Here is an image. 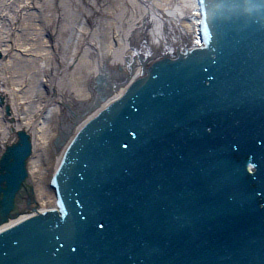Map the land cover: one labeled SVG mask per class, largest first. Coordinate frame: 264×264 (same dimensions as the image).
Here are the masks:
<instances>
[{
	"label": "water",
	"instance_id": "obj_1",
	"mask_svg": "<svg viewBox=\"0 0 264 264\" xmlns=\"http://www.w3.org/2000/svg\"><path fill=\"white\" fill-rule=\"evenodd\" d=\"M192 4L200 43L184 19L151 20L140 75L101 74L92 105L63 103L51 208L32 180L35 135L15 129L0 264H264V0Z\"/></svg>",
	"mask_w": 264,
	"mask_h": 264
},
{
	"label": "bare ground",
	"instance_id": "obj_2",
	"mask_svg": "<svg viewBox=\"0 0 264 264\" xmlns=\"http://www.w3.org/2000/svg\"><path fill=\"white\" fill-rule=\"evenodd\" d=\"M38 6L42 9L34 14ZM191 8L192 0H37V5L0 0V52L5 56L0 93L8 95L16 117L12 121L0 105V143L15 138L13 128L34 133L30 169L43 209L55 200L48 182L59 160L52 143L60 133L63 103L75 110L92 105L101 74L112 83L140 75L135 48L140 30L170 14L187 21L189 36L194 31ZM55 88L57 94L51 92Z\"/></svg>",
	"mask_w": 264,
	"mask_h": 264
},
{
	"label": "flooded vegetation",
	"instance_id": "obj_3",
	"mask_svg": "<svg viewBox=\"0 0 264 264\" xmlns=\"http://www.w3.org/2000/svg\"><path fill=\"white\" fill-rule=\"evenodd\" d=\"M14 1H16V0H14ZM44 1V0H43ZM38 9H42V8H40L39 6H38V8H36V10L35 11H32V12H34V14H39V12L37 11ZM41 13H42V11H40ZM40 13V14H41ZM17 22V24L20 22H18V21H16ZM20 24V23H19ZM5 59V56H4V53H2V52H0V62H3V60ZM1 64V63H0ZM1 66V65H0ZM0 96H2V97H4V102H2V101H0V105H2L3 107H4V111H5V113H6V115L7 116H9V114H8V112H7V105H10V107H11V110H12V112L14 111L13 110V105L11 104V101H9V97H8V95H6V94H4V93H0ZM14 114V113H13ZM10 117V116H9ZM15 118V119H14ZM12 119H14V121H16V117L14 116V117H11V120ZM13 121V120H12ZM13 131H15V128H13V130H11V134L12 135H15V132H13ZM6 146V145H5ZM5 146H3V144L2 143H0V154H1V152L3 151V149L5 148Z\"/></svg>",
	"mask_w": 264,
	"mask_h": 264
},
{
	"label": "snow or ice",
	"instance_id": "obj_4",
	"mask_svg": "<svg viewBox=\"0 0 264 264\" xmlns=\"http://www.w3.org/2000/svg\"><path fill=\"white\" fill-rule=\"evenodd\" d=\"M197 43H200V41L198 40ZM101 227H102V225H101Z\"/></svg>",
	"mask_w": 264,
	"mask_h": 264
}]
</instances>
